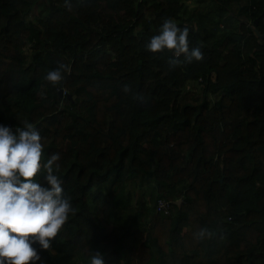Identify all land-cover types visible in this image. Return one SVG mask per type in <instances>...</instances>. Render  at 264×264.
<instances>
[{
	"label": "trees",
	"instance_id": "obj_1",
	"mask_svg": "<svg viewBox=\"0 0 264 264\" xmlns=\"http://www.w3.org/2000/svg\"><path fill=\"white\" fill-rule=\"evenodd\" d=\"M38 1L0 0V125L39 130L75 214L50 249L33 245L35 264H90L89 251L104 264H264V37L249 27L258 18L264 34V0H215L241 20L230 33L193 22L190 0H47L33 21ZM167 18L203 60L170 70V50L146 48ZM57 62L71 71L53 86ZM131 178L170 214L141 200L126 224ZM201 228L215 236L197 240Z\"/></svg>",
	"mask_w": 264,
	"mask_h": 264
},
{
	"label": "clouds",
	"instance_id": "obj_2",
	"mask_svg": "<svg viewBox=\"0 0 264 264\" xmlns=\"http://www.w3.org/2000/svg\"><path fill=\"white\" fill-rule=\"evenodd\" d=\"M146 48L152 53L170 50V70L204 58L199 46L190 47L188 28L179 27L171 18L163 21L159 34L150 38ZM70 71L69 65L57 62L45 80L60 85ZM122 90L131 92L127 85ZM135 98L143 101L138 93ZM43 147L41 134L32 123L23 121L15 132L0 125V264H35L40 256L33 245L50 249L69 215L75 214L71 198L64 194L62 180L55 174L60 156L53 153L45 162ZM41 175L46 186L39 180ZM194 235L203 240L215 233L201 228ZM89 252L90 264H104L103 253Z\"/></svg>",
	"mask_w": 264,
	"mask_h": 264
},
{
	"label": "rangeland",
	"instance_id": "obj_3",
	"mask_svg": "<svg viewBox=\"0 0 264 264\" xmlns=\"http://www.w3.org/2000/svg\"><path fill=\"white\" fill-rule=\"evenodd\" d=\"M47 3V0H39L34 7L31 10V13L29 14V19L35 21L36 17L41 13V11H44V7ZM188 8L190 11H195V15L193 14L191 17V20L193 22L196 21V18L198 14L200 15H207L208 18L211 19L212 25H215L218 29L221 27L222 30L226 32H236L239 29V23L240 20H237L236 17H234L232 14L228 13L227 10L221 14L217 6L215 5V0H190L187 2ZM221 19L222 25L217 26V22ZM216 23L214 24V22ZM208 25L209 20H207ZM57 61H62V57H56ZM212 99V97H210ZM138 178L133 179L131 178L128 183L127 187L124 191V195H121L119 197V202L125 206V209L120 210V215H118L123 218V221L126 224H130V220L134 213L141 209L144 210L141 207V200H144L145 204L148 208H152L155 205V199H156V192H155V185L148 184L146 182H143V185H138ZM153 186V187H152ZM144 198V199H142ZM147 211V210H146ZM118 212V211H117ZM113 216V215H112ZM115 218V216H113ZM31 264V262H30Z\"/></svg>",
	"mask_w": 264,
	"mask_h": 264
},
{
	"label": "built area",
	"instance_id": "obj_4",
	"mask_svg": "<svg viewBox=\"0 0 264 264\" xmlns=\"http://www.w3.org/2000/svg\"><path fill=\"white\" fill-rule=\"evenodd\" d=\"M260 22L264 25V9L262 10V13L260 15ZM3 126L11 128V125L9 123ZM155 206H156V210L161 211L165 215H169L171 212L170 203L166 199L157 198L155 201Z\"/></svg>",
	"mask_w": 264,
	"mask_h": 264
},
{
	"label": "water",
	"instance_id": "obj_5",
	"mask_svg": "<svg viewBox=\"0 0 264 264\" xmlns=\"http://www.w3.org/2000/svg\"><path fill=\"white\" fill-rule=\"evenodd\" d=\"M257 25H258V18H254V20L249 23V27L251 28V30L253 31V33L259 38V41L261 38L264 37V34L260 33L259 29L257 28ZM234 38L235 39H238L239 38V35H234ZM61 89L59 90V93L61 94ZM180 200H177L176 203H179Z\"/></svg>",
	"mask_w": 264,
	"mask_h": 264
},
{
	"label": "crops",
	"instance_id": "obj_6",
	"mask_svg": "<svg viewBox=\"0 0 264 264\" xmlns=\"http://www.w3.org/2000/svg\"><path fill=\"white\" fill-rule=\"evenodd\" d=\"M248 1L251 2V0H248ZM243 2H245V0H243ZM242 4H243V3H242ZM232 6H233L234 10L237 11L238 9H240L241 4L239 5L238 3H233ZM241 13H244V12H241ZM246 13H247V12H246ZM244 16H246L245 13H244ZM240 22H241V20H240Z\"/></svg>",
	"mask_w": 264,
	"mask_h": 264
}]
</instances>
